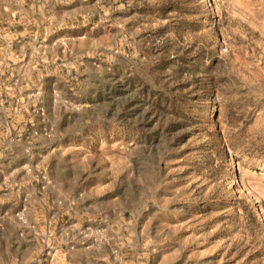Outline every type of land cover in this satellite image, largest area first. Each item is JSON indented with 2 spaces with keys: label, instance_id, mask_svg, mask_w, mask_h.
Returning a JSON list of instances; mask_svg holds the SVG:
<instances>
[{
  "label": "rangeland",
  "instance_id": "rangeland-1",
  "mask_svg": "<svg viewBox=\"0 0 264 264\" xmlns=\"http://www.w3.org/2000/svg\"><path fill=\"white\" fill-rule=\"evenodd\" d=\"M8 1L0 58L45 67L0 85V161L37 187L5 216L41 246L31 264L53 238L77 260L264 264V0H50L17 58Z\"/></svg>",
  "mask_w": 264,
  "mask_h": 264
},
{
  "label": "crops",
  "instance_id": "crops-1",
  "mask_svg": "<svg viewBox=\"0 0 264 264\" xmlns=\"http://www.w3.org/2000/svg\"><path fill=\"white\" fill-rule=\"evenodd\" d=\"M6 4V6L10 8H7V13H11L20 18V25L18 26V30L14 29L12 32H9V35L7 36L8 39H10L9 42H7V46L11 45L13 48L11 49V51H9L8 48L7 50L5 48L3 51L6 55H14L15 58H17L18 55L24 57L25 55L23 54H25V52H18L16 50V44L22 42V44L24 43L26 45H31V42H34V40H37L44 36V33L39 31V21L34 20L31 15H33L34 17L35 15L39 14L41 10L42 13H40L39 15L42 17L45 12L54 14L55 12L53 9L55 6H49L50 0H18V2H14V6L12 5L11 1L6 2ZM16 4H18L19 6H16ZM13 7L16 8L13 9ZM18 7L20 8L17 9ZM34 7L39 9H37L35 12ZM46 8L48 9L45 10ZM30 16L31 19L29 18ZM36 19H38V16H36ZM31 20H33L32 24H36V30L34 32L33 30L27 31L28 23L30 26ZM26 22L27 26H25ZM38 65L39 64L25 62V60L23 59L18 60V62H5L0 58V85H3L6 81L9 82L13 80V75L10 74V77L6 76L5 73H7L8 71H15L19 73V75H16V80H14L17 82V80L22 79L21 76L23 78L26 77L24 74H22L23 72H32L36 70L41 71L39 68H41L42 70L45 69L44 65ZM28 79L30 81V78ZM6 113V110L4 112L2 109H0V120H2L3 117H5V119L12 120V118H10L11 113ZM16 119H19V122H17L15 125L11 123V129H16L19 126V123L21 127V121L26 120L24 118V115L22 114L18 115ZM18 136L20 138L16 140V144L22 147V140L26 141L27 138L26 136H22V134H18ZM33 142H38L37 145H39L40 142L43 143L39 138L34 139ZM1 144L2 141L0 139V146ZM37 145L35 147H37ZM5 149L6 147H4V150ZM10 150L11 155L16 156V152H14L12 146L10 147ZM14 159L15 158L11 157L0 161V264H31L32 261H35L41 253V246L38 244L35 238L26 239L20 236V229L18 225L15 223L10 224L11 222L9 221V219L5 218L7 214H12L18 209L23 197H27L29 199V204H35V199L37 198L36 184H34V188V186L32 185L33 180L26 177L25 175L27 174H23L22 166L24 165H21V162L19 160L15 161ZM26 179H28V181H26ZM53 198L55 197L51 195V199ZM51 202L53 203V201ZM52 208H54V206ZM52 208H47L45 214L49 215L51 210L55 213L60 212L61 216L65 213V211L63 212L62 209L58 208L57 210H53ZM52 224L54 225L53 227ZM56 226V222L52 223L48 220H45L44 227L47 228L50 232L51 230H54ZM51 241L53 244L59 247L54 254L55 261L52 264H112L108 257L104 254L94 252L84 247H80L82 252H84L83 257H81V259L79 260H77L76 258L74 259L73 254L67 250V246L63 244V242L54 238Z\"/></svg>",
  "mask_w": 264,
  "mask_h": 264
}]
</instances>
